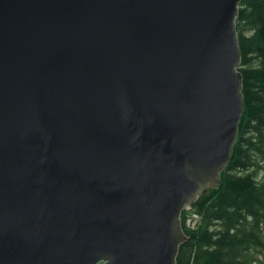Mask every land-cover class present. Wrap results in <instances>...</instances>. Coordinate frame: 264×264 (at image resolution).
I'll use <instances>...</instances> for the list:
<instances>
[{
  "label": "water",
  "instance_id": "obj_1",
  "mask_svg": "<svg viewBox=\"0 0 264 264\" xmlns=\"http://www.w3.org/2000/svg\"><path fill=\"white\" fill-rule=\"evenodd\" d=\"M240 0H0V264H175L244 110Z\"/></svg>",
  "mask_w": 264,
  "mask_h": 264
},
{
  "label": "trees",
  "instance_id": "obj_2",
  "mask_svg": "<svg viewBox=\"0 0 264 264\" xmlns=\"http://www.w3.org/2000/svg\"><path fill=\"white\" fill-rule=\"evenodd\" d=\"M238 5L244 103L238 136L221 183L181 212L187 238L175 264H264V0Z\"/></svg>",
  "mask_w": 264,
  "mask_h": 264
},
{
  "label": "rangeland",
  "instance_id": "obj_3",
  "mask_svg": "<svg viewBox=\"0 0 264 264\" xmlns=\"http://www.w3.org/2000/svg\"><path fill=\"white\" fill-rule=\"evenodd\" d=\"M260 175H261V176H264V171H262ZM188 221L193 222V220H190V219H189ZM99 264H104V262H100Z\"/></svg>",
  "mask_w": 264,
  "mask_h": 264
},
{
  "label": "bare ground",
  "instance_id": "obj_4",
  "mask_svg": "<svg viewBox=\"0 0 264 264\" xmlns=\"http://www.w3.org/2000/svg\"><path fill=\"white\" fill-rule=\"evenodd\" d=\"M243 113V112H242ZM242 116V115H241ZM240 119H241V117H240ZM240 121V120H239ZM234 145V144H233ZM233 148V147H232ZM231 155H232V152H231ZM230 158H231V156H230ZM230 160V159H229ZM229 162V161H228ZM228 162H227V164H228ZM227 164H226V166H227ZM225 166V167H226ZM184 232V231H183Z\"/></svg>",
  "mask_w": 264,
  "mask_h": 264
}]
</instances>
